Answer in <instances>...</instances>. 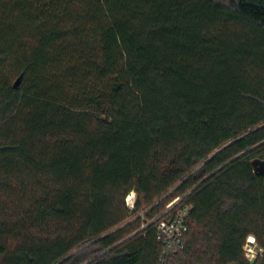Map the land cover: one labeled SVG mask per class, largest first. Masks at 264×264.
Returning <instances> with one entry per match:
<instances>
[{
  "label": "trees",
  "instance_id": "trees-1",
  "mask_svg": "<svg viewBox=\"0 0 264 264\" xmlns=\"http://www.w3.org/2000/svg\"><path fill=\"white\" fill-rule=\"evenodd\" d=\"M257 161L264 0H0V264H159L188 192L175 264H250Z\"/></svg>",
  "mask_w": 264,
  "mask_h": 264
},
{
  "label": "built area",
  "instance_id": "built-area-1",
  "mask_svg": "<svg viewBox=\"0 0 264 264\" xmlns=\"http://www.w3.org/2000/svg\"><path fill=\"white\" fill-rule=\"evenodd\" d=\"M190 194L191 192H188L177 197L166 206V210L161 215L143 225V229L150 225L156 228L157 241L161 247L159 264H175L177 256L186 248V236L191 218V208L188 204ZM133 199H135L134 192L126 199L131 211L136 206ZM140 216L144 217V214ZM243 250L245 259L250 264L264 257V249L259 246L257 239L253 236L247 239Z\"/></svg>",
  "mask_w": 264,
  "mask_h": 264
},
{
  "label": "water",
  "instance_id": "water-1",
  "mask_svg": "<svg viewBox=\"0 0 264 264\" xmlns=\"http://www.w3.org/2000/svg\"><path fill=\"white\" fill-rule=\"evenodd\" d=\"M22 78H19L14 84V88H18L21 83ZM255 171H260L261 174H264V162H254Z\"/></svg>",
  "mask_w": 264,
  "mask_h": 264
},
{
  "label": "rangeland",
  "instance_id": "rangeland-1",
  "mask_svg": "<svg viewBox=\"0 0 264 264\" xmlns=\"http://www.w3.org/2000/svg\"><path fill=\"white\" fill-rule=\"evenodd\" d=\"M14 82H15V81H14ZM171 194H172V191L169 193V195H171ZM133 198H134V197H133ZM168 198H169V196H167L166 199L164 198L165 200H163V202H162V204H161V205H162L161 208H160V209H161V210H160L161 213L164 212V211L166 210V209H165V208H166L165 206H166V204H167V202H168V200H167ZM133 200H134L133 202L136 204V200H137L136 193H135V199H133ZM135 219H136V218H135L134 216H131V217L129 218V221H128V222H132V221H134ZM128 222H127V223H128Z\"/></svg>",
  "mask_w": 264,
  "mask_h": 264
}]
</instances>
